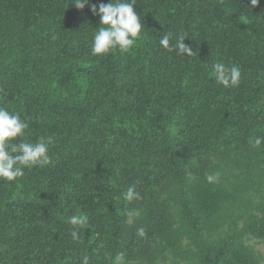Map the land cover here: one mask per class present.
Instances as JSON below:
<instances>
[{
	"label": "trees",
	"instance_id": "obj_1",
	"mask_svg": "<svg viewBox=\"0 0 264 264\" xmlns=\"http://www.w3.org/2000/svg\"><path fill=\"white\" fill-rule=\"evenodd\" d=\"M73 2L0 0V106L25 140L53 137L49 165L0 179V264H263L264 0H136L142 38L102 56L99 16Z\"/></svg>",
	"mask_w": 264,
	"mask_h": 264
},
{
	"label": "clouds",
	"instance_id": "obj_2",
	"mask_svg": "<svg viewBox=\"0 0 264 264\" xmlns=\"http://www.w3.org/2000/svg\"><path fill=\"white\" fill-rule=\"evenodd\" d=\"M136 0H110L109 3H90V0H74L72 3L77 9L83 10L90 7L93 15L99 16L98 30L95 32L91 54L102 56L110 51L119 49L129 51L138 39L142 38L144 25L139 13L135 9ZM260 0H250V9L259 6ZM171 33L164 34L159 40V45L165 49H175L178 54L193 56V50L184 43L186 36L179 35L175 38V44L171 41ZM210 75L215 82L225 88L237 87L241 79V69L239 65H226L223 62L214 63ZM28 123L21 118L18 113L10 112L6 107L0 106V179L8 182L16 181L24 176L25 168L45 167L49 165L51 156L50 146L53 144V137H40L37 141L25 140V131ZM21 137L18 144L11 141ZM264 144V137H257L254 146L259 147ZM219 174H210L206 177L209 183L218 180ZM125 199L132 201L140 199V193L135 188L130 187L124 194ZM68 223L74 226H84L87 223L86 215H73L68 218ZM139 235H144V230L139 229ZM72 239L78 240L77 230H73ZM122 255L115 257V264H121ZM84 264H88L87 258Z\"/></svg>",
	"mask_w": 264,
	"mask_h": 264
},
{
	"label": "rangeland",
	"instance_id": "obj_3",
	"mask_svg": "<svg viewBox=\"0 0 264 264\" xmlns=\"http://www.w3.org/2000/svg\"><path fill=\"white\" fill-rule=\"evenodd\" d=\"M248 244L255 252L259 253L264 260V247H263V245L257 243L256 241H253V240L248 242Z\"/></svg>",
	"mask_w": 264,
	"mask_h": 264
}]
</instances>
